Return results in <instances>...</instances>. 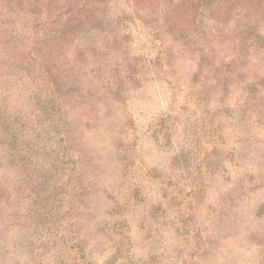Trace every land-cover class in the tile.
Listing matches in <instances>:
<instances>
[{"label": "rangeland", "instance_id": "1", "mask_svg": "<svg viewBox=\"0 0 264 264\" xmlns=\"http://www.w3.org/2000/svg\"><path fill=\"white\" fill-rule=\"evenodd\" d=\"M241 7L252 20L237 16L219 33L204 29L205 18L193 25L189 9L177 13L166 26L192 29L176 37L157 29L159 12H141L116 27V42L103 25L51 62L89 181L83 189L75 183L84 193L81 214L66 230L84 238L90 264H264V2ZM244 23L260 33L239 58L233 36L238 25L249 28ZM11 51L0 44L7 66L15 65ZM18 91L13 115L27 120V92ZM203 156L215 164L212 174L199 173L201 190L179 197L172 182L192 185L172 162L185 157L195 172ZM152 167L165 182L147 174ZM13 172L18 196L25 183ZM7 175L1 164L0 176ZM23 208L18 202L17 214ZM22 248L19 232L0 235V264H46Z\"/></svg>", "mask_w": 264, "mask_h": 264}, {"label": "trees", "instance_id": "2", "mask_svg": "<svg viewBox=\"0 0 264 264\" xmlns=\"http://www.w3.org/2000/svg\"><path fill=\"white\" fill-rule=\"evenodd\" d=\"M249 1L264 2L0 0V44L4 48H12L8 57L15 62V65L7 66L0 52V150L4 162L0 163V167L2 164L8 173L5 178L0 176V235H9L14 230L19 232L25 254L32 256V259H42L46 264H90L85 257L84 238L81 234L73 237L66 230V226L81 214L79 207L84 193L79 189H83L89 181L84 174V165L77 154L74 140L68 134L70 125L67 110H71L66 96L63 98L54 86L56 73L52 71L51 62L61 59L59 53L62 48L69 45L76 47L75 39L82 34L84 37L87 33L92 37L100 34L101 30L98 29L103 25L108 27L107 30L111 28L115 35L113 42H116V27L121 26V23L125 24L129 16H139L141 12L148 11L159 12L161 18L156 17L159 22L157 29H165V34L171 37L188 35L191 31L190 27L179 28L180 31L176 28L175 31L173 23L166 26L170 17L188 9L193 13V25L199 17L205 18L209 24L204 25V29L209 28V32L219 33L222 27L229 24L227 21L237 16L252 20L241 7ZM5 14L10 15L6 23V18L3 17ZM15 20H21L18 22L21 23V28L28 29L26 33L32 36L31 41L21 36ZM219 20L220 24L213 23ZM244 24L249 25V28L242 29L243 25H238L240 32L233 36L239 42V58L248 53L241 47L247 46L250 39L260 33L256 23ZM227 65L225 63L224 67ZM71 70L81 75L77 66H72ZM221 85L224 86V83ZM16 88L21 94L24 90L27 92V100L22 105L24 114L28 116L27 120H17L18 116L13 115L12 110L19 102L12 96ZM186 159L177 157L172 162L188 171L186 181L192 185L189 189L183 181L176 179L175 183L172 182L174 189H178L179 197L190 191L199 192L201 187L195 184L200 177L199 173L203 171L207 175L212 174L215 167V164H210L208 157L203 156V159L199 158L198 169L192 172L188 170L189 161ZM14 168L18 171L17 177L25 183V188L18 190V196H13ZM147 174L152 179L165 182L162 170L158 167L149 168ZM75 183L79 189L75 187ZM173 198L178 199L176 196ZM18 202H22L25 207L20 214H17ZM263 209L264 207L260 209L259 215H263ZM8 252L12 253V250Z\"/></svg>", "mask_w": 264, "mask_h": 264}]
</instances>
